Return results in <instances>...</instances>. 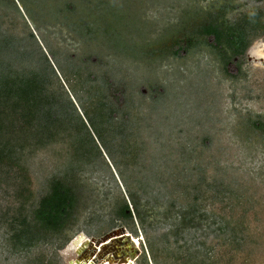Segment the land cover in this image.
I'll return each instance as SVG.
<instances>
[{"label":"rangeland","instance_id":"374dc122","mask_svg":"<svg viewBox=\"0 0 264 264\" xmlns=\"http://www.w3.org/2000/svg\"><path fill=\"white\" fill-rule=\"evenodd\" d=\"M252 49L264 54V0H0V264H73L118 226L141 237L134 264H264ZM67 95L114 112L98 146ZM57 99L67 129L46 127ZM72 162L74 209L46 228L42 198Z\"/></svg>","mask_w":264,"mask_h":264},{"label":"trees","instance_id":"16d2710c","mask_svg":"<svg viewBox=\"0 0 264 264\" xmlns=\"http://www.w3.org/2000/svg\"><path fill=\"white\" fill-rule=\"evenodd\" d=\"M207 32L216 33V29L209 27V28H207ZM245 46H243L242 49H245L246 48ZM87 78H88V76L86 77V79ZM67 97H68L69 105H71V107L75 111L78 112V115L80 116V119L83 123L84 128L87 130V132L89 134H91L92 140L98 146L99 141H97V140H100L102 137L101 131L99 130V128H101L100 124H104L107 121L110 122L112 117L115 118V114H112L113 111L110 109V106L108 105L106 100H104L102 97H98V96L94 97L93 96L94 98L90 99L91 100L90 102H91V104H93L94 108L96 109L97 114L92 115L89 103L83 104V102H81V100L79 101V99H77V98H76L77 101H74L69 95H67ZM50 103L51 104L48 107V109L43 112L45 115V116H43V118H45V120H46V127L50 128V126L54 125L56 127V129H58V124L60 123V125H61L60 128L64 127V125H65V129H67L68 125L64 121L65 117H66L64 114H66V113L63 114V112L66 111L64 108L65 105L60 100H58L55 103L50 101ZM56 104L58 105L59 108L55 110ZM79 107H81L82 113L84 114V117L83 116L81 117V115H80L81 112L79 110ZM60 109H61V111H58ZM37 110H39V109L37 108ZM37 110H35L34 112H32V111L28 112L25 115L26 119L24 122H25V124H27L30 127H32V126L36 127L35 136H36V133L38 132V138H39L41 132H44L42 130V124L40 122V121H42V117L38 118L39 122L37 124L32 125L33 121H35V119L37 118V112H36ZM54 110H55L56 114L58 115V120H54V118H52V116H51ZM59 120H60V122L58 123ZM66 132H68V131L66 130ZM48 133H49L48 138L51 139L52 138L51 137L52 132H48ZM78 138L80 139L81 137H78ZM85 154H86V150H83V151H79L77 149L75 150L76 156L82 157ZM75 170H76V167L74 165V162H72L70 165V171H67L66 174H64L62 176H56L53 178L49 193L46 194L42 198L37 217H39L42 221H44V226L46 228L53 229V228H58V227L62 226L65 223L67 217L73 211L75 203H76L77 198H78V188H79L78 179L74 175ZM135 202L136 201H133L134 208H135V211L137 214V213H139V210H138L139 208L135 204ZM128 209H129V207L126 206L125 210H128ZM130 215H131V212H130ZM150 247H151L150 248V255L156 261L157 255H156V253H153V250H152L153 247L152 246H150Z\"/></svg>","mask_w":264,"mask_h":264},{"label":"water","instance_id":"95a60500","mask_svg":"<svg viewBox=\"0 0 264 264\" xmlns=\"http://www.w3.org/2000/svg\"><path fill=\"white\" fill-rule=\"evenodd\" d=\"M255 59L264 63V56L251 53L249 59ZM141 237L132 235L124 226H118L99 237L86 238L77 251V262L80 264H111L102 262V258L108 256V261L120 264H134V259L139 255L140 248L136 243ZM73 262V264H79Z\"/></svg>","mask_w":264,"mask_h":264},{"label":"bare ground","instance_id":"6f19581e","mask_svg":"<svg viewBox=\"0 0 264 264\" xmlns=\"http://www.w3.org/2000/svg\"><path fill=\"white\" fill-rule=\"evenodd\" d=\"M253 49H254V48H253ZM253 49H252V51H253V53H254V54H257V55H262V56H264V54H262V53L254 52V50H253ZM134 238H136V236H134ZM139 241H140V240L138 239L136 243L138 244V243H139ZM105 257H107V260H108V256L106 255Z\"/></svg>","mask_w":264,"mask_h":264}]
</instances>
